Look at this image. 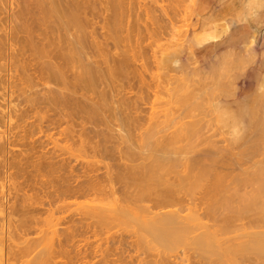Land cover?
<instances>
[{
	"label": "bare ground",
	"instance_id": "6f19581e",
	"mask_svg": "<svg viewBox=\"0 0 264 264\" xmlns=\"http://www.w3.org/2000/svg\"><path fill=\"white\" fill-rule=\"evenodd\" d=\"M134 1L137 7L133 0H0V264H264V151L256 147L263 158L255 160L260 153L254 148L260 140L256 137L264 133L261 116L255 115L262 114L257 109L264 104L260 103L264 102V46L254 49L257 28L249 34L232 30L238 22L258 17L262 1L246 0L220 29L203 20L190 35L184 30L186 39L182 31L174 34L184 41L179 43L173 36L177 42L167 48L158 46L166 49L163 59L177 65L168 69L177 72L168 78L173 80L170 102L164 97V86L161 94L157 85V95L160 92L164 104L166 100L169 104L164 117L157 110L148 114L141 106L146 105L142 93L131 90L144 77V66L140 67L145 55L137 68L135 57L139 59L141 52L129 44L139 43L144 35L132 41L134 36L129 35L136 29L137 8L144 6ZM173 1L176 7L179 0ZM193 2L194 9L207 8L201 0ZM134 6L136 10H129ZM123 9L136 15L135 22L131 19L134 24L127 21L131 17ZM123 17L126 25L134 26L129 32L125 25L127 34ZM100 29L109 31L102 33L103 40ZM119 30L127 37H121ZM116 36L124 39V47ZM125 39L131 43L127 45ZM138 43L140 48L146 41ZM149 44L152 50L155 44ZM110 46L118 54H108ZM258 49L263 52L257 54ZM209 57L208 64L197 63L198 58ZM158 62V68L167 67ZM236 67L240 71L235 72L243 74L240 80L232 75ZM226 75L240 83L232 86ZM224 77L230 84L224 83ZM252 84L263 93L255 90L262 99L258 102L255 93L260 106L254 97L251 105L257 109L250 105L257 110L251 111L257 119L254 126L260 122L258 129H263L258 131L250 125L251 117L248 120L259 132L251 137L259 139L254 140L257 144L249 138L252 150L245 148L248 153L256 149L251 154L255 158L239 145L244 154L235 152L232 144L243 136L244 120L234 110L219 106V101L216 120L230 138L225 136L224 146L217 145L219 139L214 143L208 139L212 145L208 141L210 148L204 147L205 138L213 135L203 138L201 126L208 119L215 121L213 101L221 94L231 96L236 104ZM228 86L232 90L227 95ZM129 89L138 91L134 98L128 96ZM203 104L208 106L206 111ZM199 106L208 119H203ZM198 108L202 115L197 118L204 116L201 121L194 114V110L201 112ZM249 125L246 130L253 129ZM201 143L206 150L196 147Z\"/></svg>",
	"mask_w": 264,
	"mask_h": 264
},
{
	"label": "rangeland",
	"instance_id": "374dc122",
	"mask_svg": "<svg viewBox=\"0 0 264 264\" xmlns=\"http://www.w3.org/2000/svg\"><path fill=\"white\" fill-rule=\"evenodd\" d=\"M139 1H140V4L142 3L141 5L144 6V8H145V5H146V8H147V9L145 8L146 11L144 10L143 7H141V6L138 5L139 7L143 8V10L141 9V11H142V13H141V12H140V9H138V8H139V7H138L137 10H139V12H137V10H136L137 3H136V1H134V0H133V2H135L134 4L136 5V7L134 6L135 9H129V10H131V11L136 10V15H137V16L139 15L138 13H140V15L138 16V17H139L138 19H137L136 15H134L135 18L137 19V21H139V22L136 21V23H135V27H136V29L138 28L139 31L135 29V30L137 31V32H136V31L134 30V26H131L129 23H127L128 25H126V22H127V21L129 22V21L132 19V17H133L132 15H129V13H130V14L132 13L131 11H129L128 13H125V9H123V12L125 13L124 15L127 14L126 16H129L128 18H130V17H131V18H130L129 20L126 21V19H125L126 16H125V17H123V19H124L125 21H124L123 19H121V22L124 21V22H125L124 26H125V25H126V26H129V27H128V28H129V32L132 31V30H134L130 35H129V32H128V35H129L130 37H131V35L134 36V37H131L130 41H132L133 38H134V40H136V39H137V40H138V39L141 40L142 37H144V39L141 40L142 43H143V42L145 43V41H146L145 44H147L148 47L150 48V49H149L144 43H143L144 45H142V44L140 43L141 41L139 40V41H140V42H139V43H140L139 46L142 45V46L146 49V50H145V49H143V50L141 49V50H140V48H141L142 46L139 48V47L136 45V44L138 43V41H137V43L133 44V43H131V42L129 41V39H127V41H126V39H125V41L127 42V45H128V41H129V43H131V44H133V45H136V47H138V49H137L136 47H134L133 45H131V44H129V46L133 47L136 51L138 50V52L140 51V52H141V55H142V54H145V55H144V58H143V55H142V57H141L140 54H137V55H139V57H140V58L138 57L139 59H137V58H136V57H137L136 54H134V55L136 56V57H135V60H137V61H136L135 63H136L137 65H138L139 62H140V63H139V65H140V64H141V61L144 60V61H142V64H143V63H144V64H143V65L141 64V65H142L141 67H140L139 65H138V66H137L136 64H135V65H136L137 68L140 67L141 70L143 69V66H144V70H143L144 72L141 71V70L139 69V72H140L141 74H142V72H143V74L141 75V77L144 76L143 79H142L141 81L144 82L145 78L147 77L145 81H148V82H145V85H146V83H147V85H148L149 87H148L147 85H146L147 88H146V87H143V86H145V85H143L144 83L141 82V81H139L140 84L138 83V85H141V86H138V85L136 84L134 88H131V90H132V89H134V90H138V89H139V93H138V91H134V90L131 91L130 89L128 90L129 93H128L127 91H126V92H127L128 96H131V97L136 96L137 93H138L139 95H140V93H142V94L140 95V96H142V97L144 98V99L142 100V104H143V102L145 101V104H146V105L144 104L145 106H143V105H141V106L144 107V109L146 108V109H145L146 112L148 111L147 113L149 114V112H151V110H152V111L155 113V111L157 110L156 114H159V115L162 114L161 116H163V115L165 114V111L167 110L166 108H168L167 105H169V104H168V101H169V98H170V97H169L168 94L171 93V91H169V90H170V87L172 86V84L170 85L169 82L172 83V81H173V80L171 81V79H168V78H170V77L173 78L175 74H176V76H177V72H176L175 70H169V71H168L169 68H170V69H171V68H174V67L177 66V65H175L174 63L167 62V61H165V60L163 59L164 53H165V51H166L165 48H167V46H168L169 43H171V42H177V40L179 41V37H180V39H183V38L186 39L185 37H187L188 34L190 35L192 32H195L196 29L198 30V29L200 28V26H201V22H202L203 20H204V21H207L208 23H209V22H212V24H214V22H213V20H211L210 18L201 15V12H203L202 9H194V6H193L194 2L191 3L192 0H185L186 3H187L189 6L186 5V3L183 2L184 0H182V1L179 0L178 2H177V1L175 2V0H174V1L171 0V2H170V0H163V1H162V0H156V4H155V2H153L154 0H150V2H149V0H147V1H146V0H145V1H144V0H137V2H139ZM142 1H143V2H142ZM151 1H152V2H151ZM157 1H158V3H160V5H159V4L157 5ZM160 1H161V2H160ZM166 1H167V2H166ZM172 1H173V3L175 2L174 5H175V6L177 5L178 8H177V6H176V7L173 6ZM180 1H181L183 4H182ZM188 1H189V2L191 1V2H190L191 5H190V3H188ZM145 3H146V4H145ZM151 3H152V5H151ZM162 3H163V4H162ZM164 3H165V4H164ZM179 3H181V4L184 6V7H183L184 9L181 7V4H179ZM144 4H145V5H144ZM147 4H149V5H147ZM161 4H162V5H161ZM168 4H169L168 9H165V8H167V5H168ZM184 4H185V5H184ZM154 5H155V6H154ZM179 5H180V6H179ZM148 6H149V9H148ZM158 6H161V7L163 6L162 9H163V11L166 12V15H165V12L162 11L161 7H158ZM187 6H188L190 9H187V8H186ZM190 6H191V7H190ZM157 7H158L159 9H158ZM173 7H174V9H173ZM179 7H180L181 9H179ZM150 8H151V11H150ZM156 8H157V9H156ZM175 8H176V9H175ZM185 8H186V9H185ZM153 9H155L157 12H156L155 10H154V12H153ZM160 10H161V12H159ZM172 11H173L174 15H173ZM144 12H145L146 14H145ZM167 12H169V14H167ZM170 12H171V14H170ZM133 13H134V12H133ZM143 13H144V16H143ZM147 13H148V16H150L149 18H148V16H147ZM150 13H152L153 15H154L155 13H157V14H155L154 17H155V19H156V18L158 19V22H157V23H158L159 25L156 23V20H157V19H156V20L154 19V20H155V21H154V20L152 19V18H154V17H153V15L150 14ZM237 13H238V12H236L235 14H237ZM134 14H135V13H134ZM162 14H163V16L160 17L159 15H162ZM235 14H234V15H235ZM141 15H142V16H141ZM157 15H158V16H157ZM168 15H169V16H168ZM140 16H141V17H140ZM145 16H147V17H145ZM151 16H152V18H151ZM190 16H191V17H190ZM196 16H197V17H196ZM164 17H165V18H164ZM169 17H171V19H170ZM175 17H176V21H175ZM189 17H190V18H189ZM232 17H234V16H232ZM232 17H230L229 19H225V21L227 20L226 22L228 23V21H229ZM126 18H127V17H126ZM128 18H127V19H128ZM135 18L133 17L134 22H135ZM141 18H142V19L145 18V20H147V23L145 22L144 19H143V20H139V19H141ZM159 18H162L163 20H162V19H159ZM173 18H174V19H173ZM194 18H195V19H194ZM166 19H167V20H166ZM122 20H123V21H122ZM133 20H131V22H130L131 24H134V22H132ZM150 20H151V21L153 20V21L150 22ZM160 20H161V21H160ZM169 20H171V22H170ZM194 20H196V23L194 22ZM142 21H143V22H142ZM162 21H164L165 23H163ZM168 21H169V22H168ZM101 22H104V20L101 21ZM101 22H100V25H101ZM159 22H160V23H159ZM192 22L195 23V26L192 25V26L194 27V29H192V26H191V24H190V23H192ZM137 23H138V24H137ZM143 23H145L144 26H145V25H146V26H147V25L149 26V27L147 26L148 29L146 28V26H145V27H142V26H143V25H142ZM149 23H150V24H149ZM153 23H156L157 25H154ZM161 23H162V24H161ZM166 23H167V24H166ZM168 23H169V25L171 24L172 27H171V26L169 27V26H168ZM172 23H173V24H172ZM103 24H104V23H103ZM103 24H102L101 26H103ZM119 24H120V23H119ZM121 24H122V23H121ZM136 24H137V25H141V26H138V27H137ZM165 24H166V25H165ZM187 24H188V26H190V27H188ZM162 25H163V26H162ZM101 26H100V27H101ZM122 26H123V24H122ZM122 26H119L120 29H122V28H121ZM126 26L123 27V28H125V30H126ZM130 26H131V27H130ZM155 26H157V27H155ZM165 26L167 27V29L165 28ZM132 27H133V28H132ZM139 27H141V28H139ZM161 27H162V28H161ZM131 28H132V30H130ZM149 28H150V29H149ZM152 28L155 29V30H153ZM156 28H157V29H156ZM171 28H173V29H172L173 31L171 30ZM177 28H178V29H177ZM104 29H105V28H104ZM145 29H146V30H145ZM162 29H163V30H162ZM101 30H102V29H100L99 31H100L101 36H102V33L105 34L106 31H105V30H102V31H104V32H102ZM123 30H124V29H123ZM142 30H143L144 32H146V34L148 33V34H151V35H148V34L146 35V34H144ZM147 30H149V32H148ZM161 30H162V31H161ZM167 30H168V32H167ZM170 30H171V31H170ZM184 30H186L187 32L184 31ZM190 30H191V31H190ZM120 31H121V30H119L118 33H120ZM140 31H141V32H140ZM155 31H156V32H155ZM157 31H158V32H157ZM169 31H170V32H169ZM181 31H182V33H184V34H182ZM262 31H263V30H261V31H259V32H256V34H255V35H257V41L259 42V43L257 42V44H256V45H258V44H259V45H258V46L255 45V47H254L255 51L257 50V48H263V46H264V31H263V33H262ZM125 32H126V33H125ZM125 32L121 31L120 34H123V35H120V36L123 37L125 34H127V30H126ZM139 32H140V33H139ZM150 32H151V33H150ZM154 32H155V33H154ZM173 32H174V33H173ZM178 32L181 33V35L183 36V38H182L181 36H179L180 34H179L177 37H175V36L178 34ZM185 32L187 33V35H186ZM106 33H109V31L106 32ZM124 33H125V34H124ZM136 33H137V36H136ZM162 33H163L164 35H163ZM167 33H168V34H167ZM141 34L144 35V36H142ZM155 34H156V36H155ZM166 34H167V35H166ZM169 34H170V35H169ZM174 34H176V35L174 36ZM139 35H140V37H141V36H142V37L139 38ZM157 35H158V36L160 35V37H161V36H163V37H162V38H159ZM120 36H119V37H120ZM150 36H152L151 39H153V38L155 39V37H157V38H158V39L156 38L157 41H154V39L151 40V39H150ZM153 36H154V37H153ZM164 36H165V37H164ZM167 36H168V37H167ZM171 36H172V37H171ZM173 36H174L177 40H176V39H173V38H174ZM184 36H185V37H184ZM116 37H117V36H116ZM119 37H117V39H119ZM125 37H127V36L125 35ZM125 37H124V38H125ZM130 37H129V38H130ZM136 37H137V38H136ZM147 37H148L150 40L147 39ZM166 37H167L170 41H169ZM170 37H171V38H170ZM100 38H101V37H100ZM101 39L103 40V36H102ZM101 39H100V40H101ZM145 39H147V40H145ZM171 39H172V40H171ZM259 39H260V40H259ZM119 40H120V39H119ZM121 40L123 41L124 39L121 38ZM121 40L119 41V43H121L122 46L124 47V43H122ZM167 40H168V42H167ZM180 41H181V40H180ZM180 41H179V43H180ZM182 41H184V40H182ZM182 41H181V42H182ZM123 42H124V41H123ZM133 42H134V41H133ZM135 42H136V41H135ZM149 42H150V43L152 42L153 44H155L154 46L151 44V45H152V50H151V46H150ZM155 42H156V43H155ZM164 42H166V43H164ZM139 43H138V44H139ZM125 44H126V43H125ZM156 44H157V45H156ZM161 44H163V45H161ZM166 44H167V45H166ZM119 45H120V44H119ZM165 45H166V46H165ZM120 46H121V45H120ZM122 46H121V47L118 46V47H119V48H118L119 51H121ZM125 46H126V45H125ZM158 46H164L165 48H164V47H158ZM112 47L114 48V46H112ZM112 47H111V46L109 47V48L112 49V51H106V52H109L108 54L111 53V55H114V56H115L114 52H117L118 50H114ZM116 47H117V46H116ZM116 47H115V48H116ZM126 47H128V46H126ZM146 47H147V48H146ZM155 47H156V48H155ZM157 47H158V48H157ZM256 47H257V48H256ZM109 48H108V50H109ZM154 48H155V49H159V48H160V49L157 51V50H155ZM161 48H162V49H161ZM116 49H117V48H116ZM134 49H132V50H133V53H138V52H136V51L134 52ZM113 50H114V51H113ZM122 50H123V48H122ZM132 50L129 51L128 54H130V53L132 52ZM160 50H161V51H160ZM259 50H260V49H258L257 54H261V53L263 52V49H261V51H262V52L260 51L261 53H259ZM147 51H148V52H147ZM149 51H153L154 53L152 54V52H149ZM155 51H156V52H155ZM238 51H239V50H237V51H235V52H238ZM140 52H139V53H140ZM146 52H147V59H148V60L151 59V60H149V63H148V61L145 59V58H146V57H145V56H146ZM218 52H219V51H217L216 53H218ZM148 53H149V55H148ZM157 53L159 54V57H158L157 60H159V61L161 62L162 65H167V67H168L169 65H171V67L169 66V67L167 68L166 66H165V67L162 66V67H159V68H161V69L159 70V68H158L157 66H158V65L161 66V65L159 64V62H158V64H156L157 60L154 59V58L157 57V55H158ZM219 53H220V52H219ZM108 54H107V55H108ZM117 54H118V52H117ZM150 54H152V56H151ZM154 54H157V55L155 56ZM130 55H132V54H130ZM197 56H200V54H199L198 52H197ZM150 57H151V58H150ZM152 57H153V58H152ZM141 58H143V59L141 60ZM138 60H139V62H138ZM140 60H141V61H140ZM145 60L147 61V63L145 62ZM154 60H156V61L154 62ZM211 60H212L211 57H209V58H207V59L198 58V62H197V63H199L200 66H203V65L208 64V62H210ZM151 61L154 62V63H152ZM150 63H151V65H150ZM197 63H195V64H197ZM146 64H147V66H146ZM154 64H156V65H154ZM197 65H198V64H197ZM155 66H156V67H155ZM173 66H174V67H173ZM145 67H149L148 69H150V70H147V71H146ZM154 67H155V71L153 72ZM165 68H167V71H165V70H166ZM151 69H152V70H151ZM136 70H138V69H135L134 71L138 73V71H136ZM156 70H157V71H156ZM232 70H234V73H232V75L237 74V75L234 76V77H236L238 80H240L241 77L243 76V74H241V75H242V76H241L240 74L238 75V73H241L242 71H241V72H238V73L235 72V71H240V70L237 69V67H236V68H233ZM232 70H230V71H232ZM151 71H152L153 73H151ZM228 71H229V70H228ZM228 71H227V73H228ZM244 71H245V70H244ZM147 72H148V74L150 75V77H149V75L147 74ZM149 72H150V73H149ZM232 72H233V71H232ZM263 72H264V71H263ZM2 73H3V72H2ZM2 73H1V74H2ZM155 73L159 74L160 76L158 77V75L155 74ZM174 73H175V74H174ZM5 74H6V72L3 73L2 75H5ZM151 74H154V75L151 76ZM169 74H170V75H169ZM171 74H172V76H171ZM263 74H264V73H263ZM145 75H146V76H145ZM167 75H169V76H167ZM227 75H228V74H227ZM227 75H226V78H228ZM230 75H231V74H230ZM232 75H231V76H232ZM154 76H155L156 78H155ZM231 76H230V77H231ZM240 76H241V77H240ZM151 77H152V78H151ZM234 77H231V78H228V79L231 80L232 78L234 79ZM239 77H240V78H239ZM148 78H150V79H149L150 81L153 80L152 83L149 82ZM158 78H160V80H161V81H164L166 84L164 83V84H165V85H164L163 82H161V81H159V80H156V79H158ZM224 78H225V77H224ZM224 78H223V79H224ZM226 78L223 80L224 83H225V81H226ZM236 78H235V80H236ZM154 80H155L156 83L154 82ZM230 80H229V81H230ZM238 80L235 81V82H237L236 84H238V82L240 83V81H238ZM166 81H167V82H166ZM227 81H228V80H227ZM227 81H226V83H227V84H230V83H228ZM231 82H232V80H231ZM233 82H234V81H233ZM233 82H232V84H233L232 86L235 85V84H234L235 82H234V83H233ZM148 83H149V84H148ZM153 83H154V84H153ZM158 83H159V84H158ZM168 83H169V85H168ZM151 84H152L153 86H152ZM155 84H156V85H155ZM142 85H143V86H142ZM157 85H158V86L160 85V86H161V89H162V87L164 86L163 88L165 89V91L162 89V90H161V91H162L161 94H163L164 92L167 91V93H165V95H166V94H167V95H166V96L164 95V97H168V101H167L166 98H165V100H166V103H165V104H164L165 101H163V100H164L163 95H161V96H162V97H161V96H160V92L158 93L159 95H157V93H156V91H158V89H159ZM162 85H163V86H162ZM167 85H168V86H167ZM151 86H152L153 90H151ZM154 86H155V88H156L157 90L154 88ZM160 86H159V87H160ZM232 86H230V87L228 86L229 90H228V89L226 90V88H225V90L227 91V95H228V93H229L228 91H231V90H232V88H231ZM165 87H167V89H168V88H169V89L167 90ZM226 87H227V86H226ZM230 88H231V89H230ZM145 89H146V90H145ZM149 89H150V90H149ZM140 90H141L142 92H141ZM255 90H257L258 93L261 91V90H258V89L256 88L255 84H252V85L249 87V89H248L247 91H245V93H244V100H239L236 104H235V103L233 104V103L231 102V100H232L231 96H230V98H229V97L226 98V97H223V95L220 94V95H219L220 97L222 96L223 98H225V99H223V98H220V97L218 96V93H217L216 95L219 97V99H218V97H217V100H216V101H213V102H215L214 105L219 101V102L221 103L219 106H221V107L224 106V108H228V109L234 110L235 113H238V114L241 116V118H243V120H244V122H243V124H244L243 126H244V127H243V128H244L245 131L242 130V131H243V134H242L243 136H241V137L238 139V141H235L236 143L232 144V145L235 147L234 149L237 150V151H235V152H238V153H239L238 150H240V149H241V150H243V149L245 150L246 147H247L249 150H252V147H251V148L249 147V146H251V145H249V144L251 143L250 140L253 138V136H255L256 134H259L258 131H259L261 128L263 129V127H264V126H263V127H261L260 129H258V125H259V127H260V122H259L258 125L255 124V126H254V123L256 122V120L258 119V117L260 118V116H261V118H260L261 123H262V121H263L262 125H264V119H262V116H264V114H263L264 111L262 112V110L264 109V108H263V105H264V104H262V103H264V102L261 101L262 99L264 100V94H263L264 92L262 93V91H261V92L259 93V94H263V95H261V96H263L262 99L259 100L261 97H259L258 93H256ZM130 91H131V92H130ZM147 91H148V92H147ZM159 91H160V90H159ZM163 91H164V92H163ZM263 91H264V90H263ZM132 92H135V94H133ZM136 92H137V93H136ZM150 92H152V93H151L152 95H151V94H148V93H150ZM168 92H169V93H168ZM130 93H131V94H130ZM155 93H156V95L158 96V98H156ZM255 93H256L257 95H256ZM153 94H154V95H153ZM132 95H133V96H132ZM255 95H256V98L259 97V98H258V102L261 101L260 103L262 104L261 107H259V109H257V107H258L257 105H259L260 103L257 104L258 102L256 101ZM159 96H160V97H159ZM251 96H252V97H251ZM253 97H254V101H255V102L253 101ZM133 98H134V97H133ZM152 98H153V99H152ZM161 98H162L163 100H162ZM148 99H149V101H148ZM156 99H158V100H156ZM160 99H161L162 101H161ZM153 100H154V101H153ZM159 100H160V102L157 103L156 101H159ZM249 101H250V103H249ZM146 102L148 103V105H147ZM152 102H153V103H152ZM169 102H170V101H169ZM213 102H212V103H209L210 106L213 104ZM252 102H254V103L257 104V105H255V104L253 103V106H252V105H251ZM1 103H3V101H2ZM4 103H5V102H4ZM155 103H157L158 105L155 104ZM160 103H161V105H160ZM153 104H155L156 107H154ZM198 104H199V103H198ZM200 104H201V103H200ZM209 104H208V105H209ZM171 105H172V104H170V106H171ZM250 105H251L253 108H256V109L259 110V111H260V108H261V111H260V112H261L262 114L259 113V116H258V112H257V110H253V108H252ZM254 105H255V107H254ZM157 106H158V107H157ZM161 106H162V107L164 106L163 109H164V108H165V109L163 110ZM256 106H257V107H256ZM259 106H260V105H259ZM148 107H150V108H148ZM151 107H154V108L151 109ZM159 107H160V108H159ZM196 107H197V106H196ZM199 107H200L201 109H202V107H204L203 109L205 110L208 106L205 108V104H203L202 107H201V106H199ZM156 108H157V109H156ZM210 108L212 109V112L215 111V112L213 113V114L215 115V116H213V118L215 119V121H214L213 119L210 118V119L212 120V123H211V120L208 122V120H209L208 118H209V117L207 118V115L205 116V113H206V112H204L203 109H202V111L204 112V116H205V117L203 116L204 118H203V117H201V118H203V119H206V118H207V119H208L207 122H206V120H205L204 122H206L208 125H207L206 123H204V124L202 123V124H203V125L206 124L207 126H209V130L206 129V127H207L206 125H205V127H202L203 125H202V126L200 125V126H201V130L204 129L203 131L206 132V134H205V132L202 133V134H204V135H203V138H204L205 136H206V137H207V136L209 137V136H211V135H213L214 137L212 136V137H210V138H205V139H207V140H206V141H207V142H206L207 144L204 143V144H205V146H204V144L201 143V146H200V145L196 146V147L199 148V150H201L200 148H202L203 146H204V147H207V148L209 149L210 146L212 145L211 143H212V142L214 143V141H215L216 139H217V140H218V139L220 140V138H221V140H222V141L220 140L221 142H220L219 140H218V141H215V142L217 143L218 146H221V145L224 146V144L226 143V141H225L226 139H224V138L228 137V138H227L228 140H229V138H230L228 134H225V131H224V129L221 128V125L217 123V120H216V105H215V110H213V109H214V106H211ZM210 108H209V109H210ZM153 109H155V110H153ZM160 109H162V110H160ZM196 110H197V109H196ZM198 110H199V108H198ZM206 110H207V109H206ZM206 110H205V111H206ZM199 111H201V110H199ZM202 111H201L200 113H195V112H198V111H195V110H194V114L197 115L196 118H197L198 116H201V115H202V114H201ZM251 111H253L254 114H255L254 111H256L257 113H256L255 115H257V117H256L253 113L251 114ZM208 112H209L210 114H212L210 110H208ZM198 114H199V115H198ZM210 114H209V116H210ZM253 115H254L257 119L255 118V119L253 120V118H254ZM156 116H157V115H156ZM163 117H164V116H163ZM211 117H212V116H211ZM250 117H251V121H250ZM199 118H200V117H199ZM199 118H197V119H199ZM201 118H200V121L202 120ZM248 120H249L250 122H252V123L250 124ZM252 120H253L254 122H253ZM260 120H259V121H260ZM213 121H214V124H213ZM245 121H246L247 123H246ZM202 122H203V121H202ZM256 123H257V122H256ZM200 124H201V122H200ZM209 124H210V125H209ZM215 124H216V125H215ZM245 124H248V125L250 124V125H252V126L255 127L258 131L256 130L257 132H255V129H254L252 126H250V125H249V128H253V129H247V130H246L245 128H247L248 125H245ZM246 126H247V127H246ZM207 128H208V127H207ZM205 129H206L207 131H206ZM215 129H216V130H215ZM249 130H250V131H249ZM251 130H254V131H252V133H251ZM215 131H216V132H215ZM261 131L264 132V130H261ZM214 132H215V133H214ZM244 132H245V133H244ZM263 132H260V133H263ZM209 133H211V134H210V135H207V134H209ZM218 133H219V134H218ZM221 133H222V134H221ZM253 133H256V134H253ZM214 134H215V135H214ZM248 134H251V135L248 136ZM263 134H264V133H263ZM263 134H260L258 137H256V138H259L260 140L263 138V140H261V141H260L259 139H256V140H255V138L252 139V141H253L252 143H254V144H257V143H258V144H259L258 146L253 145V147H254V146H255L254 148H256V147L260 148V147H261V148H260V149H262L261 152L264 151V146H262V145H264V137L261 138V136H264ZM200 135H201V132H200L199 136H200ZM222 135H224V136H222ZM225 136H226V137H225ZM197 137H198V136H197ZM197 137H195V138H197ZM251 137H252V138H251ZM211 138H212V139H211ZM242 138H243V140H242ZM249 138H250V140H249ZM198 139H199V138H197V140H198ZM201 139H202V138H201ZM201 139H199V141H201V142L204 141L203 139H202V140H201ZM208 139H209V140H213V141L211 142V141H209ZM214 139H215V140H214ZM245 139H247L248 141H246ZM197 140H196V141H197ZM228 140H227V143H226L225 145L228 144ZM254 140H255L256 142H257V140H259V141H258L257 143H255ZM208 141H209V143H210V146H209ZM224 141H225V143H224ZM242 141H243L244 143H243ZM249 141H250V142H249ZM222 142H223V143H222ZM247 142H249V143H247ZM261 142H262V143H261ZM199 143H200V142H199ZM216 143H215V144H216ZM219 143H220L221 145H220ZM241 143L244 145V148H242L243 145H242ZM196 144H198V142H197ZM202 144H203V146H202ZM215 144H214V145H215ZM246 144H247V145H246ZM260 144H262V145L260 146ZM238 145H239L241 148H240ZM245 145H246V146H245ZM208 146H209V147H208ZM233 146H232V147H233ZM238 147H239L240 149H239ZM262 147H263V148H262ZM198 148H197V149H198ZM247 148H246V149H247ZM254 148H253V152H255V150L258 149V148H256V149L254 150ZM202 149H203V150H206V149H204V148H202ZM232 149H233V148H232ZM234 149H233V152H234ZM241 150H240V151H241ZM244 150H243V151H244ZM249 150H248V151L245 150L244 152H245V154H247V155L249 154V156L251 157V156H252L251 154H253V152L251 151L252 153H251V152L248 153ZM243 151H241V154H242ZM257 151H258L261 155H260V154L257 155L258 157H256V158L252 156V158H255V160H258L257 158H259L260 156L263 158V155H264V154L262 155V153L260 152L259 149H258ZM246 152H247V153H246ZM243 154H244V153H243ZM243 154H242V155H243ZM254 155L256 156V153H255ZM244 156H245L244 158H246V159H248V157H249V156L246 157V155H244ZM262 158H261V159H262ZM259 159H260V158H259ZM263 159H264V158H263ZM105 161L108 162L107 160H104V162H105ZM263 161H264V160H263ZM109 162H111V161H109ZM82 201H84V200H82ZM33 236H34V235H31L30 237H33ZM17 237H19V236H17ZM17 237H15V240H18V243H19V242L21 241V238H20V239H16ZM15 240H14V241H15ZM15 242H16V241H15ZM181 248H182V247H179V249L177 250V251H179V253H180V251L182 250ZM177 251H176V252H177ZM179 253H177V254H179Z\"/></svg>",
	"mask_w": 264,
	"mask_h": 264
},
{
	"label": "crops",
	"instance_id": "0c3cea01",
	"mask_svg": "<svg viewBox=\"0 0 264 264\" xmlns=\"http://www.w3.org/2000/svg\"><path fill=\"white\" fill-rule=\"evenodd\" d=\"M245 1L246 0H201V2H203V4L206 5V7L208 8V9L206 8L207 10L205 9L203 12H201V15L206 16L211 20H214V27L220 29L221 27H223V24L225 25L226 23L225 19H229L230 17L234 16L236 12L243 9L244 7L243 5ZM261 1H262V6L259 8L260 10L258 13L260 14H258V17H256L255 19H249L247 21L248 23L238 22L236 25L237 28L232 27V30L237 29L238 33L245 34L246 32V34H249L251 30L253 31L256 28L260 30L264 29V0ZM214 4L216 8L212 7ZM238 33H235V35H238Z\"/></svg>",
	"mask_w": 264,
	"mask_h": 264
},
{
	"label": "water",
	"instance_id": "95a60500",
	"mask_svg": "<svg viewBox=\"0 0 264 264\" xmlns=\"http://www.w3.org/2000/svg\"><path fill=\"white\" fill-rule=\"evenodd\" d=\"M256 30H257V31H261V30H264V29H261V30H260V29H256Z\"/></svg>",
	"mask_w": 264,
	"mask_h": 264
}]
</instances>
